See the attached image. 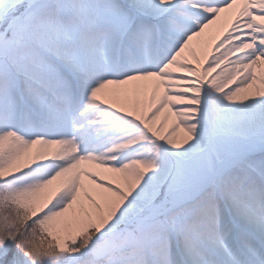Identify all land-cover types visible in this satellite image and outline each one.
Instances as JSON below:
<instances>
[{
    "label": "snow or ice",
    "instance_id": "6c2138e0",
    "mask_svg": "<svg viewBox=\"0 0 264 264\" xmlns=\"http://www.w3.org/2000/svg\"><path fill=\"white\" fill-rule=\"evenodd\" d=\"M0 264H264V0H0Z\"/></svg>",
    "mask_w": 264,
    "mask_h": 264
}]
</instances>
